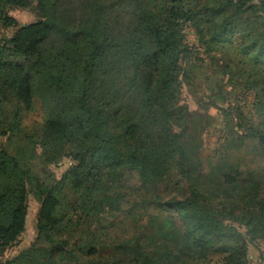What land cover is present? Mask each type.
I'll list each match as a JSON object with an SVG mask.
<instances>
[{
    "label": "trees",
    "instance_id": "16d2710c",
    "mask_svg": "<svg viewBox=\"0 0 264 264\" xmlns=\"http://www.w3.org/2000/svg\"><path fill=\"white\" fill-rule=\"evenodd\" d=\"M18 11L32 21L19 24L10 16ZM186 25L199 45L183 43ZM235 28L248 43L239 39L236 59L223 61L212 49ZM214 58L201 95L212 109L225 112L234 84L215 78L217 68L247 74L231 148L215 162L188 127L170 123ZM262 64L264 0H0V257L23 235L32 198L31 249L48 248L53 264H246L249 248L264 242V180L240 156L264 154ZM32 160L43 172L71 164L48 180ZM137 210L146 223L164 221L177 245L110 263L106 242L89 231L106 236Z\"/></svg>",
    "mask_w": 264,
    "mask_h": 264
},
{
    "label": "rangeland",
    "instance_id": "374dc122",
    "mask_svg": "<svg viewBox=\"0 0 264 264\" xmlns=\"http://www.w3.org/2000/svg\"><path fill=\"white\" fill-rule=\"evenodd\" d=\"M10 16L18 21L19 24H27L32 21V16L26 12H11ZM240 30L235 28L233 32L218 42V46L213 48L215 56L220 57L221 60L227 61L230 57L232 59H236V55L238 54L237 50H234V47L240 42H243V46L247 45V40L244 38V34L238 35ZM183 43L188 47L192 48L193 46L199 45L198 38L194 29L190 26H185L183 30ZM199 58H205L204 49L200 50ZM249 55H251V51L245 52L240 55L239 60L248 59ZM216 63V59H213L211 64L210 61L206 60L204 65V69L200 70V76L197 77L196 85L197 88L194 90L195 97L192 95H188L186 92H182L181 96H179L176 106L179 108V111L175 112L171 118L170 123L171 127L176 129L188 127L193 133L194 138L201 142L202 145V153L203 156L211 159V161L215 162L220 154L223 152V149L231 148L229 146L230 138H229V126L233 124L234 120L237 118L238 113L235 111L237 107L241 106L239 101L241 87L237 85L239 81H243L247 78V74L243 73L238 69L236 73V79L231 78L229 76L223 77L222 72L227 70H221L220 75H215V78L220 79L222 81H227L228 79L233 80L234 84H228L225 88V94H227L228 104L223 106L225 112L222 113L218 110L210 108L206 102L202 101L201 95L206 89H203L205 86L206 79L208 78L207 73H211V70H206L205 67L210 68L209 65H213ZM264 64L259 66V72L261 73L264 69ZM231 72V71H229ZM207 77V78H206ZM262 77L261 74H257L254 76V80L260 79ZM237 82V83H236ZM226 83V82H225ZM224 93L223 91H221ZM194 96V95H193ZM250 98H247V102H250ZM244 110V109H243ZM246 113V110H244ZM165 117L167 112L162 113ZM0 140V145H1ZM231 143V142H230ZM226 146V148H223ZM232 145V144H231ZM118 148H122L120 145ZM222 150V151H221ZM241 158L245 159L246 169L251 172V176L256 179L264 180V154H259V152H244V149L240 150ZM244 157H243V156ZM31 165L35 167L37 172H40V175L47 176L48 180H51L50 176L46 175V172L50 171L51 174L58 179L60 175L66 170V168L71 164L68 160H63L60 164L56 166L50 167L48 170H43L36 164V160L30 161ZM48 174V173H47ZM139 176L137 174H131L129 177V181L131 183H135L139 181ZM38 204L32 198L29 199L28 202V214H27V224L23 235L20 237L18 243L13 247L7 249L3 256L0 257V263H5L8 260H11L15 257L20 256L21 254L26 255L28 260L23 264H53V260L55 256H50L48 252V248H40L38 244V250L34 251L31 249L33 245V239L35 238L34 226L35 219L37 216ZM141 213V210H137L134 212V217L131 218L126 223L120 224L119 227L110 230L108 233H105L106 236H102L101 232L98 231H89L90 234H94L95 238H102L106 243L103 244L100 251L102 255L108 259L110 263L118 259H127L130 255L134 253H149L153 252L155 249H159L164 247V245H177L179 241V237L177 234L169 230L166 225L163 224L164 221L160 220L159 217L157 219L151 220L149 223H146L140 219L137 215ZM156 218V217H155ZM88 226V225H87ZM79 228L85 229L87 227L79 225ZM101 235V236H99ZM123 242H128L129 252L124 251L122 248L117 247L118 244H124ZM163 242V243H162ZM157 244H161L159 247ZM41 246H44L41 244ZM156 247V248H155ZM76 258V255H74ZM246 264H264V242L257 243L256 246L250 247L248 251V259Z\"/></svg>",
    "mask_w": 264,
    "mask_h": 264
}]
</instances>
